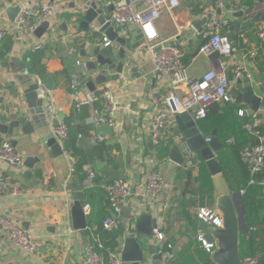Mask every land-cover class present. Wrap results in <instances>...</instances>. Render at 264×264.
Masks as SVG:
<instances>
[{"label": "crops", "instance_id": "obj_1", "mask_svg": "<svg viewBox=\"0 0 264 264\" xmlns=\"http://www.w3.org/2000/svg\"><path fill=\"white\" fill-rule=\"evenodd\" d=\"M12 1L13 4H20L23 7L35 5L44 0ZM52 1L56 2V9L50 24L51 29H48L41 37L26 34L16 26H12L8 13L0 9V28H7V33L0 42V97H4L0 102V114L4 113L1 106L10 109L11 118L24 113L26 117L22 119V122L31 121L34 129L32 134H24L18 128V133L13 136L17 140L15 145L23 154L21 163L15 166L6 164L0 159V176L3 177L6 173L7 177L3 178L18 189L15 194L0 196V213L10 216L28 228L37 244L35 251L24 252L17 248L6 235H2L0 264H87L85 244L92 237H98L101 242H104L108 236V229L103 227V219L108 210L105 180L114 177H123L129 184L131 208L136 206L140 211L150 210L155 218H161L156 228L163 233V238L155 235L154 242L161 245L163 257L153 259L150 255L141 264H214L211 252H207L197 238L198 232L202 230L199 226L200 219L197 217V211L201 207L210 209L209 199L216 194L212 174L198 151L199 164L195 168L188 169L191 177L183 165L177 164L170 158L173 147H179L182 153L180 144L184 139L175 115L169 122L167 135L161 144L154 143L150 128L156 108L151 105L149 95L156 89V80L153 73L154 64L143 38L137 48L131 49L126 46L127 54H133L135 61H131L130 65L123 69L119 78H112V75L116 73L115 70L100 67L106 69L108 80L104 85L98 86L97 90L110 88L116 101V109L109 114L113 133L102 136L97 131L99 125L97 119L100 116H106L104 115L106 112L103 109L97 111L91 104L90 114L81 121L85 124L92 122L96 124V129L92 130L90 143H95L97 141L95 139L100 135L101 138L120 143L121 149L113 151L121 164L120 168L113 170L106 160H102L104 162L102 168L98 169L96 165L94 169L84 145L71 144L65 147V140L61 142L63 155L54 156L41 140L46 132H51L53 127L64 119L75 102L70 77L78 68L76 59H81L83 66L87 68L86 59L79 54L80 48L69 46L72 38L70 33L75 30L74 12L83 0ZM228 2L229 0H222L216 5L221 7L222 16L230 9H238L237 2L231 8L227 7ZM8 4L6 0L0 3L3 6ZM212 9L216 7L209 4L208 0H179V5L174 10H164L155 20L158 39L165 40L183 51V59L191 77L201 76L221 59L220 57L211 58L210 53L203 54L198 51L200 44L206 39V26L205 22L199 24L200 29L193 25ZM246 18V16L231 17L226 26L234 21L242 22ZM63 24H66L67 32ZM118 27L122 33L130 36L131 42H135L133 37L136 34L137 25ZM263 30L264 23L260 22L236 32L231 39L234 54L226 61L230 68L235 61L242 62L252 74L250 80L255 91L264 98V60L257 59L256 56L258 51L264 53V37L261 35ZM224 31L227 32L225 28ZM96 40L101 44L108 41L103 34H97ZM38 41L45 43L42 50L34 49ZM114 45L118 47L117 44L114 43ZM32 60L35 61L38 69L44 70V77L31 70ZM121 60L123 59H119ZM131 66H136L135 74ZM136 72H139V75ZM230 73L233 74L232 69H228L229 76ZM28 78L38 81L45 88V110L42 113H36L33 108L26 107L23 101L19 106L21 109L16 105L12 107L9 91L14 88L21 90L27 85V83L22 85V81ZM86 80L79 93L82 99L86 98L89 92H93L86 85ZM230 80L232 95L234 91L241 92L243 87H233V84L237 82V76L233 74ZM157 94L162 97L161 93L157 92ZM237 104L233 97L229 102L223 101L210 105L207 116L197 119L201 132L205 136H213L212 133L215 131L216 137H223L232 128L241 125L245 118L236 113ZM239 104L249 109L248 104L243 102ZM49 105L53 106L55 113L48 110ZM259 112L264 114V106H260ZM62 116L63 119H60L59 117ZM11 138L5 136L3 141H11ZM231 140L232 137L227 141ZM29 156L39 157L40 160L33 167L24 170L23 162ZM217 158L224 164L223 171L228 173L230 182L232 179L240 178L239 167L226 148L217 152ZM89 164L103 177L98 181L94 180L90 184H85L84 179L87 176ZM180 166L181 169H179ZM153 168L160 169L165 177L164 187L167 188L166 196L163 197V190L157 202L151 200L146 191L148 174ZM262 192L264 193V186H262ZM234 194L235 192L233 197ZM73 199H79L84 205L86 203L90 205L89 209L84 208L87 219L85 236L73 228L71 216ZM262 212L264 214V208ZM117 218L122 221L125 228L123 235H126L130 220L127 223L123 222V210ZM194 218H196L195 221ZM205 232L207 236L208 232ZM246 233V227H244L243 235ZM117 251L122 259L123 246L120 243ZM249 251L247 242V252ZM123 264H134V261L123 260Z\"/></svg>", "mask_w": 264, "mask_h": 264}, {"label": "built area", "instance_id": "obj_2", "mask_svg": "<svg viewBox=\"0 0 264 264\" xmlns=\"http://www.w3.org/2000/svg\"><path fill=\"white\" fill-rule=\"evenodd\" d=\"M179 5V0H121L115 3L110 13L111 21L116 26L137 25L143 34V41L149 52L151 61L154 64V77L156 80V89L150 92L149 100L156 108L151 120V134L155 144H161L167 135L170 120L177 112L189 110L196 107L197 119L207 116L210 105L217 102H229L233 98L232 82L228 75V69H232L235 76H246L251 79L252 74L245 68L240 61H235L230 68L226 59L234 54L233 44L224 31L227 20L217 14L216 9L209 10L206 13L207 21L205 23V41H203L198 51L203 54H209L213 51H219L220 60L211 69L204 72L201 76L191 77L187 72V64L184 61L183 51L170 45L165 40L158 39L159 34L155 28V20L164 10L172 11ZM238 9H247L249 6L238 2ZM56 2L44 0L38 4H30L20 7L12 26H16L26 34H33L34 30L45 20L52 23V17L55 13ZM7 33V28H0V42ZM264 37V30L261 32ZM106 39V37H105ZM107 40V39H106ZM105 45L109 41L104 42ZM45 47L43 41H38L34 45L35 50H42ZM73 52V49L70 48ZM223 58V59H222ZM78 68L70 77L72 93L75 104L79 106L82 103L92 102L96 98L95 91L89 92L86 98L79 97L82 84L90 74H96L98 70L90 71L82 64L81 59H76ZM162 94V97L157 94ZM100 96L103 99V110L106 116H100L97 119L98 124L110 123L112 120L109 114L116 109V101L113 91L105 87L101 90ZM236 112L240 116H250V120L245 122V127L253 134V137H259L260 143L251 144L240 151V158L246 165L250 174L249 183L258 182L264 186V134L260 131V126L264 125V114L259 109L250 113L245 105L237 104ZM51 113H55L52 105L48 106ZM61 143L67 138L68 126L61 120L51 131ZM103 136V135H102ZM207 136V140H211ZM101 139V135L97 139ZM181 150L183 153V167L186 169L195 168L200 161V156L186 139L181 141ZM0 159L9 163H21L23 154L20 149L11 141L6 140L0 143ZM88 173L84 179L85 184H90L96 178L97 172L88 165ZM165 185V177L158 168L150 170L147 179L146 191L150 199L157 202ZM106 194L109 200L110 214L103 219V227L111 230L117 225V216L121 214L124 205V198L130 194L129 184L123 177H115L105 185ZM18 189L14 187L7 179L0 176V196L5 194H15ZM90 205L86 203L84 208L89 209ZM116 216V217H115ZM197 217L200 220L221 226L220 216L211 209L201 207L197 211ZM264 223H256L250 227V230H259ZM156 235L163 238V233L155 228ZM6 235L8 239L20 250L31 253L35 251L37 244L32 233L15 219L0 213V237ZM197 238L207 252L215 248V242L209 241L206 232L200 230ZM260 237L257 236L256 240ZM94 242L102 246L98 237L93 238ZM94 242H87L84 246L87 264H123L117 249L110 250L106 255L96 249ZM260 258H264V251L254 255L243 257L244 264H258Z\"/></svg>", "mask_w": 264, "mask_h": 264}, {"label": "water", "instance_id": "obj_3", "mask_svg": "<svg viewBox=\"0 0 264 264\" xmlns=\"http://www.w3.org/2000/svg\"><path fill=\"white\" fill-rule=\"evenodd\" d=\"M2 0H0L1 3ZM8 6L0 5V9H4L13 23L15 16L20 10V4H13L12 0H6ZM120 0H83L81 5L75 10L74 28L71 31L70 47L78 46L80 48V56L84 57L87 68L90 71L98 70L94 75H89L86 80V85L91 91H96L98 86L104 85L108 80L107 70H115L116 73L112 78H119V74L123 69L130 65L131 61H135L133 54H127L126 46L131 49L137 48L141 44L143 34L141 29H136L134 35L135 42H131L128 34L122 33L118 26L112 23L110 13L115 6V2ZM209 4L216 7L217 14L222 16L221 7H217V3L222 0H208ZM239 0H229L227 7L231 8L234 3ZM73 5H75L73 3ZM246 16L247 18L242 22L234 21L232 24L225 26L227 35L230 40L236 32L240 29L252 26L256 23H264V0H256L252 6L247 9H230L222 17L227 21L231 17ZM207 16L205 15L201 20L196 21L193 25L200 29L199 24L206 23ZM13 25V24H12ZM64 29L67 32L66 24ZM48 29H51L48 20L43 21L33 32L37 37H41ZM17 31V30H16ZM97 34H103L109 41V44H101L96 40ZM115 44L118 47H115ZM211 58H219V51L210 53ZM119 59H123L119 61ZM128 59L129 61H126ZM100 67H106L101 69ZM132 72L135 74L136 66H131ZM139 75V72H136ZM233 74L230 73L229 78L232 79ZM261 78V76H259ZM20 89L14 88L9 91L10 99L12 100V107L21 105L25 102L26 107L33 108L36 113L44 112V103L46 91L38 81H32V78L22 81V85L26 84ZM234 88L243 87L241 92H233V97L237 103L243 102L249 105L250 113L258 110L260 106H264V98L257 94L254 86L251 84L250 78L237 77V82L233 84ZM4 97H0V102ZM4 113L0 114V142L5 136L12 137L10 140L13 144L17 142L14 135L18 133V128L24 134H32L34 132L32 122L26 120L24 113L19 116L11 118L10 109L6 106H1ZM21 109V108H19ZM22 112V111H20ZM63 119L62 117H59ZM184 139L190 146L198 151L201 158L206 162L210 173L212 174L213 185L216 189V194L209 199V208L216 211L221 217L222 225L216 226L207 224L203 220H199V226L202 230L208 232L206 236L209 241L215 242V248L211 251V259L215 264H244L243 256L240 250L241 229L239 214L234 202L233 190L224 174L222 164L217 158V152L222 148V143L216 137V132L213 131L211 140H207L197 123L196 107L189 110L177 112L175 114ZM97 131L101 135L113 133V126L110 123H102L97 126ZM41 140L51 150L54 156L63 155V147L52 132H46ZM41 140L39 142H41ZM260 143L259 137H254L251 144ZM170 158L179 165L183 164V154L179 147H173L170 151ZM40 160L39 157H27L23 162V169L33 167L36 162ZM9 164L8 161H5ZM104 162L100 159L96 160L98 169L102 168ZM17 165L16 163H10ZM6 178L7 174L4 173ZM2 177V178H3ZM166 187H163L166 196ZM124 223L130 220L128 233L118 237V242L123 246L122 259L132 260L134 264L144 263L147 256L153 259H162V248L160 244L154 242L158 221L161 218H155L152 211H140L136 206H130V194L124 198L123 205ZM71 216L73 228L78 230L83 236L87 233V219L84 211V203L79 199H73L71 202ZM116 217V216H115Z\"/></svg>", "mask_w": 264, "mask_h": 264}, {"label": "trees", "instance_id": "obj_4", "mask_svg": "<svg viewBox=\"0 0 264 264\" xmlns=\"http://www.w3.org/2000/svg\"><path fill=\"white\" fill-rule=\"evenodd\" d=\"M241 4L250 7L254 4V0H241ZM256 56L257 59L264 60V53L262 51L256 52ZM31 65V70L33 72H37L42 77H44V70L42 71L38 69L35 61L32 60ZM102 89L103 88L95 91L97 96L92 102L82 103L79 106H76L74 102V104L71 106L69 113L63 119V121L68 126V135L65 139V147H68L71 144L84 145L86 152L89 156V161L92 163L94 169L96 168V160L100 159L106 160L113 170H118L121 164L118 161L117 157L114 155L113 151H119L121 149L120 143L118 141H113L108 138H101L98 139L95 143H90L92 130L96 129V124L95 122L88 124L81 122L83 118L87 117L90 114V104L92 105V107L96 108L97 111H101L103 109V99L100 96V92ZM238 116L240 115L238 114ZM240 117L245 118L242 121L241 125L236 128H232V130L229 133H226L225 136H219L217 138L222 143V148H226L233 156V159L235 160V163L237 164L240 170V178H236L235 180L232 179L231 182L228 173L226 171L224 172L229 181L231 189L233 190V193H239L240 203L243 208L244 223L247 232V236L243 237V239L249 244V255H254L256 253L264 251V226L259 230H250V227L256 223H264V214L262 212L264 208V193L262 192V184L258 182L249 183L250 174L246 165L242 162L240 158V151L250 146L253 140V134L244 125L245 122L250 120V116ZM259 129L261 133L264 134V125L260 126ZM231 137L232 140L227 141ZM221 164L222 167H224V164ZM179 169H181V166L179 167ZM186 171L189 177H191L190 170L187 169ZM102 177L103 176H101L97 171L95 180L98 181L102 179ZM112 179H106V184ZM107 206L108 210L106 211V213L110 214L108 197ZM195 220L196 218H194V221ZM124 231L125 228L122 224V221L117 218V225L111 230H108V236L106 240L102 243V246H99L98 243L94 242L92 238L90 239V241L95 243L97 250L106 255L110 250L118 248V237L123 235ZM257 236L260 237L258 240H256ZM258 264H264V258H260Z\"/></svg>", "mask_w": 264, "mask_h": 264}, {"label": "rangeland", "instance_id": "obj_5", "mask_svg": "<svg viewBox=\"0 0 264 264\" xmlns=\"http://www.w3.org/2000/svg\"><path fill=\"white\" fill-rule=\"evenodd\" d=\"M234 199H235L236 207H237L238 214H239V220H240V229H241L240 250H241V253L243 254L242 256L244 257L246 255H249V252H247V242L243 239V237L246 236V235H243V230L245 227L244 218H243V208L240 203L239 194L237 192H235L234 194Z\"/></svg>", "mask_w": 264, "mask_h": 264}]
</instances>
